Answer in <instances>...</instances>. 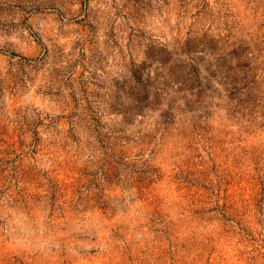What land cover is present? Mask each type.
I'll use <instances>...</instances> for the list:
<instances>
[{
  "label": "rangeland",
  "instance_id": "1",
  "mask_svg": "<svg viewBox=\"0 0 264 264\" xmlns=\"http://www.w3.org/2000/svg\"><path fill=\"white\" fill-rule=\"evenodd\" d=\"M0 264H264V0H0Z\"/></svg>",
  "mask_w": 264,
  "mask_h": 264
}]
</instances>
